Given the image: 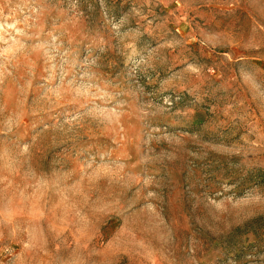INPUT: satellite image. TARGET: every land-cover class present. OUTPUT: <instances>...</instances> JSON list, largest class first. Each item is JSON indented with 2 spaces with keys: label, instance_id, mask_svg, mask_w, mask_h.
<instances>
[{
  "label": "rangeland",
  "instance_id": "rangeland-1",
  "mask_svg": "<svg viewBox=\"0 0 264 264\" xmlns=\"http://www.w3.org/2000/svg\"><path fill=\"white\" fill-rule=\"evenodd\" d=\"M0 264H264V0H0Z\"/></svg>",
  "mask_w": 264,
  "mask_h": 264
}]
</instances>
